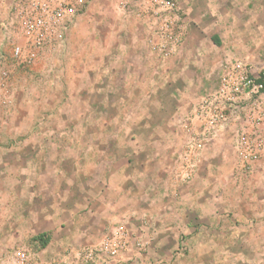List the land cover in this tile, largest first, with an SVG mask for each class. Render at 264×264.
Returning a JSON list of instances; mask_svg holds the SVG:
<instances>
[{"label": "rangeland", "instance_id": "1", "mask_svg": "<svg viewBox=\"0 0 264 264\" xmlns=\"http://www.w3.org/2000/svg\"><path fill=\"white\" fill-rule=\"evenodd\" d=\"M1 2L0 264H264V0H88L31 62Z\"/></svg>", "mask_w": 264, "mask_h": 264}, {"label": "built area", "instance_id": "2", "mask_svg": "<svg viewBox=\"0 0 264 264\" xmlns=\"http://www.w3.org/2000/svg\"><path fill=\"white\" fill-rule=\"evenodd\" d=\"M5 4L4 17L8 24H12L24 41L26 54L22 48H14L16 60L31 62L35 59L36 51L50 42H62L67 29L73 22L84 15L88 0H2ZM1 2V3H2ZM8 4V5H7ZM167 9H171L170 2L166 3ZM2 24V23H1ZM1 26V25H0ZM232 77H224L223 88L220 94L224 95L230 89L232 93H246L249 98L258 101V96L263 91V84L248 76L240 77L242 88H237L232 82ZM228 91V92H229ZM257 122V121H256ZM258 136H242L240 138V156L247 163L257 162L264 154V141L257 139Z\"/></svg>", "mask_w": 264, "mask_h": 264}, {"label": "trees", "instance_id": "3", "mask_svg": "<svg viewBox=\"0 0 264 264\" xmlns=\"http://www.w3.org/2000/svg\"><path fill=\"white\" fill-rule=\"evenodd\" d=\"M264 78L262 76L259 77V79L256 81L257 83H260V84H263V87H264ZM263 91H264V88H263Z\"/></svg>", "mask_w": 264, "mask_h": 264}]
</instances>
